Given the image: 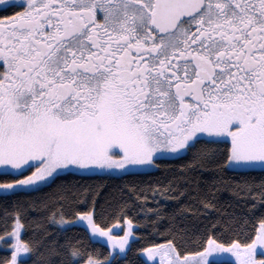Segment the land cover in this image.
Instances as JSON below:
<instances>
[{
	"label": "snow or ice",
	"instance_id": "snow-or-ice-1",
	"mask_svg": "<svg viewBox=\"0 0 264 264\" xmlns=\"http://www.w3.org/2000/svg\"><path fill=\"white\" fill-rule=\"evenodd\" d=\"M0 12L11 13L0 15V194L17 197L0 233L10 251L3 264H28L41 247V264H114L140 223L127 215L130 201L116 209L126 230L113 235L98 222L99 193L61 178H121L189 153L179 175L148 186L151 195L117 186L144 202L146 222L148 213L152 224L171 221L163 242L141 251L153 264H264V181L258 193L247 181L231 185L256 203L247 214L225 210L228 220L197 234L196 250L177 222L216 210L228 173L264 170V0H0ZM52 185L62 193L56 207L19 199ZM157 197L194 203L169 214ZM62 202L73 206L70 216ZM30 209L47 211L38 218L57 230L37 224L43 236L23 238ZM84 222L89 239L107 238L115 256L100 259L62 238Z\"/></svg>",
	"mask_w": 264,
	"mask_h": 264
},
{
	"label": "trees",
	"instance_id": "trees-1",
	"mask_svg": "<svg viewBox=\"0 0 264 264\" xmlns=\"http://www.w3.org/2000/svg\"><path fill=\"white\" fill-rule=\"evenodd\" d=\"M9 14L2 13L0 15ZM202 145H197V149L201 148ZM209 149L213 146L208 145ZM194 149L193 151H196ZM192 159V153L188 155H181L177 157H165L159 160L157 163L158 168L140 171L137 174L128 175L121 178H109L105 175H75L62 177V180L66 181H78L81 185L91 186L94 192L99 194L96 196V215L98 222H101L102 226L111 227L116 224V219L120 218L116 209L122 200H129L130 206L126 209L127 215L134 219V221H140V223H134L133 232L135 236L129 241L131 245L130 249L127 248L123 255L116 257L114 264H146L145 260L141 256V250L145 247H148L151 243H162L166 238L159 234L163 232L166 228L169 227L171 221L169 216L162 215V219L156 224H152L151 221L155 220V216L151 213L146 214L141 212L140 209L144 207V202L137 200L136 196L129 192L127 188L124 189L122 194L117 186L123 187L126 183L130 182L138 185L144 191L148 192L151 195V192L148 189V186L165 185L167 182L172 179L174 176H177L181 172V165L189 163ZM205 177L211 179L215 173L214 172H205ZM2 178V176H0ZM19 178V177H16ZM226 186H221L219 192L214 193L216 200L214 203L217 204L218 208L216 210H208L203 215L195 216L188 214L185 216H177V222L179 223L180 228L187 226L189 235L186 237V240L190 239L192 243H187L186 247L190 250H196V236L198 233L204 232L209 229L217 220L223 218V220H228L227 215H223L224 211L235 212L239 214H247L248 207L252 203H256V199H253L251 196L244 197L243 195L237 196L231 191V185L239 182L244 184L245 181L254 185L256 192H259V185L261 181H264V170L256 169L248 173H241L238 176L232 173H228L224 177ZM99 185V187H97ZM203 192H208V186L202 185ZM203 194V193H202ZM62 195V193L57 189L56 185L50 187H44L38 192H28L20 193L19 199L21 202L27 203L31 200L37 201H47L53 207H56L55 199ZM212 193H209V198H211ZM160 204L165 206L167 213L172 214L174 210L180 208L181 203H194L193 201L188 200L187 198L182 199L180 202H177L172 199H166L165 197H157ZM258 199V197H257ZM17 202V197H3L0 194V233L4 231L5 223V212L12 213L14 211V205ZM64 203L65 212L70 216L73 210L68 202ZM148 207H157L156 203L152 200L148 201ZM30 214L26 217L27 220V231L24 233L23 238L30 240H38L43 236V231L36 227L37 224H45L49 232L56 231L57 226L48 222L47 220H41L38 216L46 217L48 212H42L37 214L34 210H29ZM264 211V208L258 206L257 213ZM35 218V219H34ZM125 219L121 218V223H124ZM10 223V221H9ZM224 227L223 223L216 224V230L220 231ZM235 228V225H233ZM158 229L159 231H156ZM238 230V229H237ZM90 230H88L84 225H77L74 227H69L65 229V232L62 234V238H70L72 240H80L83 242L84 246L87 247L89 252L95 251V254H98V258L103 259L109 253H112L115 256V253L103 242L95 241L89 239ZM10 243V242H9ZM44 252V248H40V252L32 255L28 264H41L42 257L40 253ZM6 257H10V251L7 247L0 246V264H3V260ZM148 264V263H147Z\"/></svg>",
	"mask_w": 264,
	"mask_h": 264
},
{
	"label": "rangeland",
	"instance_id": "rangeland-1",
	"mask_svg": "<svg viewBox=\"0 0 264 264\" xmlns=\"http://www.w3.org/2000/svg\"><path fill=\"white\" fill-rule=\"evenodd\" d=\"M169 157H173V156H169ZM257 169H260V168H257ZM34 170V169H33ZM142 171H145V170H142ZM30 174V173H29ZM86 225V222H84V226ZM110 228L113 229V235H122L123 234V231L126 230V221H124V223H120V224H114L112 225ZM133 229H134V226H133ZM133 237H130V240L132 239ZM106 239L107 238H100L101 241H103L110 249L111 251L113 252L112 250V247L110 244L106 243ZM129 240V241H130ZM9 245L11 244V241H9ZM0 246H3V244H0ZM127 249V248H126ZM125 249V251H126ZM116 251H119V249L117 248ZM124 251V253H125ZM115 253V252H114ZM124 253H121V255H123ZM23 255V254H22ZM141 256L143 257V259L145 260V262H147L148 264H153L152 261L148 260L146 254H144L143 252H141ZM156 264H158V258H157V261H156Z\"/></svg>",
	"mask_w": 264,
	"mask_h": 264
},
{
	"label": "flooded vegetation",
	"instance_id": "flooded-vegetation-1",
	"mask_svg": "<svg viewBox=\"0 0 264 264\" xmlns=\"http://www.w3.org/2000/svg\"><path fill=\"white\" fill-rule=\"evenodd\" d=\"M9 14H11V13H9ZM28 174H29V172H25V173H24V175H28Z\"/></svg>",
	"mask_w": 264,
	"mask_h": 264
}]
</instances>
